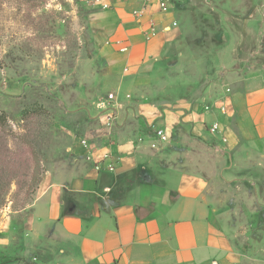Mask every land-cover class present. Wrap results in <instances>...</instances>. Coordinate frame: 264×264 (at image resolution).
<instances>
[{"label": "crops", "instance_id": "0c3cea01", "mask_svg": "<svg viewBox=\"0 0 264 264\" xmlns=\"http://www.w3.org/2000/svg\"><path fill=\"white\" fill-rule=\"evenodd\" d=\"M110 2L109 10L95 7L88 24L93 62H102L114 95L94 116L112 113L116 127L96 150L75 144L68 174L47 175L39 199L47 196V222L56 225L48 257L52 264H222L221 223L237 212L219 185L256 186L264 174L255 159L264 154V0H173L167 13L136 0ZM185 79H201L187 99L167 106L147 97L158 88L178 94ZM215 122L221 129L213 137ZM152 124L171 137L161 149L150 147ZM105 153L117 161L115 172L95 171Z\"/></svg>", "mask_w": 264, "mask_h": 264}, {"label": "rangeland", "instance_id": "374dc122", "mask_svg": "<svg viewBox=\"0 0 264 264\" xmlns=\"http://www.w3.org/2000/svg\"><path fill=\"white\" fill-rule=\"evenodd\" d=\"M95 9L92 0H0V264H52L47 234L56 225L47 222V196L39 199L47 175L68 174L75 144L96 150L115 130L112 113L94 116L112 93L102 62H93L88 21ZM200 82L180 80L178 94L158 88L147 97L172 106ZM263 155L255 159L264 164ZM261 178L238 190L219 185L237 212L221 223L222 264H264Z\"/></svg>", "mask_w": 264, "mask_h": 264}, {"label": "built area", "instance_id": "2783aa9c", "mask_svg": "<svg viewBox=\"0 0 264 264\" xmlns=\"http://www.w3.org/2000/svg\"><path fill=\"white\" fill-rule=\"evenodd\" d=\"M111 0H92V3L95 7L102 8L104 10H109L111 8ZM142 7L143 9H148L152 7H157L158 11L161 13H167L172 9V4L173 0H136ZM135 16L139 17L142 15V12H135ZM150 36H153L155 34L154 28L151 27L150 29ZM123 53L128 52V47L124 46L120 50ZM114 95L109 96V100H113ZM212 109L210 105H204L203 106V111L208 112ZM221 129V126L218 122L213 123L210 127H208L209 133L211 135H216L219 133ZM151 137L153 139V142L150 144V147L153 150L160 149L162 145L167 144L170 140L171 137L170 135L161 127H158L156 124H152L149 127ZM143 140L141 139L140 142ZM224 142H227V139H223ZM84 147L89 149V146L84 142L83 143ZM92 156L88 157V160H92ZM117 166V161L113 157L111 153H105L103 156L100 158V160L95 162L94 168L95 171L100 173L102 171L106 172H115Z\"/></svg>", "mask_w": 264, "mask_h": 264}, {"label": "trees", "instance_id": "16d2710c", "mask_svg": "<svg viewBox=\"0 0 264 264\" xmlns=\"http://www.w3.org/2000/svg\"><path fill=\"white\" fill-rule=\"evenodd\" d=\"M14 259L18 260L17 258H14ZM14 259L13 258H9V259H6L5 262L6 263H11V262H13Z\"/></svg>", "mask_w": 264, "mask_h": 264}]
</instances>
